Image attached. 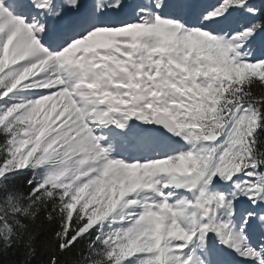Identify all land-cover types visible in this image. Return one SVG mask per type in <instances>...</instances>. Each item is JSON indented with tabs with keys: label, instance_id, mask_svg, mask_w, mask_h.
Returning a JSON list of instances; mask_svg holds the SVG:
<instances>
[{
	"label": "snow or ice",
	"instance_id": "obj_1",
	"mask_svg": "<svg viewBox=\"0 0 264 264\" xmlns=\"http://www.w3.org/2000/svg\"><path fill=\"white\" fill-rule=\"evenodd\" d=\"M0 264H264V0H0Z\"/></svg>",
	"mask_w": 264,
	"mask_h": 264
}]
</instances>
